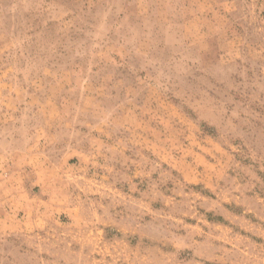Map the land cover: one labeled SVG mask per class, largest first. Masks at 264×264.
<instances>
[{
    "label": "rangeland",
    "instance_id": "obj_1",
    "mask_svg": "<svg viewBox=\"0 0 264 264\" xmlns=\"http://www.w3.org/2000/svg\"><path fill=\"white\" fill-rule=\"evenodd\" d=\"M0 264H264V0H0Z\"/></svg>",
    "mask_w": 264,
    "mask_h": 264
}]
</instances>
